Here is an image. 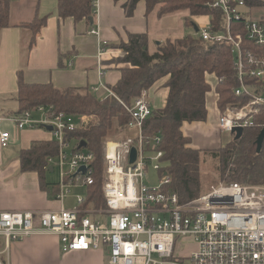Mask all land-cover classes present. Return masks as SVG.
I'll return each instance as SVG.
<instances>
[{
    "label": "built area",
    "instance_id": "obj_1",
    "mask_svg": "<svg viewBox=\"0 0 264 264\" xmlns=\"http://www.w3.org/2000/svg\"><path fill=\"white\" fill-rule=\"evenodd\" d=\"M93 4L96 10L98 0ZM211 7L224 12L223 30L213 32L209 23L198 27V35L204 41L232 45L233 70L240 82L236 95L250 99L241 108L227 107L221 114V132L232 133L253 126V118L264 109V20L243 13L245 0H214ZM242 19L245 37L234 33L232 25ZM246 38L257 51L244 47ZM247 78L260 79L263 84L251 87ZM100 88L115 96L102 83L91 90ZM146 95L144 92L131 106L123 104L131 114L129 134L104 147L103 207H94L89 192L95 183L94 154L76 148L67 138L84 118L56 114L44 107L36 109L44 116L42 121L34 120L31 111L14 117L0 115V122L11 120L20 130L52 127L59 149L48 160V168L58 173L55 201L62 204L56 210L0 212L3 253L35 236H53L59 239L64 254L97 251L105 255L104 264H264V186L221 183L195 199L181 201L171 190L172 179L163 163L165 152L158 149L161 138L144 133L153 114ZM9 144L10 133L0 132L1 147ZM133 149L137 156L131 162ZM151 164L162 176L155 187L145 184ZM73 189H82L84 194L74 195L75 205L67 208L64 203Z\"/></svg>",
    "mask_w": 264,
    "mask_h": 264
},
{
    "label": "trees",
    "instance_id": "obj_2",
    "mask_svg": "<svg viewBox=\"0 0 264 264\" xmlns=\"http://www.w3.org/2000/svg\"><path fill=\"white\" fill-rule=\"evenodd\" d=\"M14 0H0V33L8 27L10 6ZM116 2L119 0H115ZM94 0H59L58 14L61 18H73L80 21L95 15ZM140 2H145L147 13L159 8V16L179 11H189L190 17H209L211 31L223 30L225 21L221 9L211 7L214 0H126L123 8L128 17ZM246 9L261 7L264 0H245ZM247 14V13H245ZM187 26H194L190 18L185 19ZM245 19L232 23L234 33L245 37ZM43 22L31 24L37 31ZM245 48L257 51V47L243 40ZM148 36L135 34L129 36L126 45L131 52L118 61L129 64L121 69V79L111 90L115 96L100 99L88 89H58L51 84H27L20 76L17 99L20 114L36 111L39 107L56 114L64 113L84 122L67 134L76 148L82 142L86 150L92 152L95 160L92 164L95 183L90 189L96 203L94 207H103L101 188L104 180V147L110 136L122 141L126 138L127 126L131 114L124 105L131 106L134 100L149 91L156 83L168 78L165 86L169 90L166 106L153 109L147 120L144 133L151 138H161L159 150L165 152L163 163L170 174L171 190L177 193L181 201L186 202L202 194L201 163L214 151L194 149L191 140L185 136L182 127L185 123H206L209 112L207 98L210 93L217 97L221 114L227 107L241 108L250 100L248 96H237L240 88L237 73L233 70L235 55L228 42H208L198 34L189 35L175 41L167 40L158 46V52L151 55L148 48ZM210 78L214 83H210ZM259 80V81H258ZM251 87L263 84L260 79L247 78ZM51 113V112H50ZM254 125L246 127L237 137L222 146L215 155L220 160L218 173L220 181L226 184L264 186V144L258 151L257 139L264 128V109L253 118ZM56 141L33 142L27 150L20 153L22 173H36L40 188L55 199L59 194L58 183L46 182V175L51 172L48 160L58 154ZM53 173V171H52Z\"/></svg>",
    "mask_w": 264,
    "mask_h": 264
},
{
    "label": "crops",
    "instance_id": "obj_3",
    "mask_svg": "<svg viewBox=\"0 0 264 264\" xmlns=\"http://www.w3.org/2000/svg\"><path fill=\"white\" fill-rule=\"evenodd\" d=\"M125 2L98 0L94 16L76 21L59 16V0H14L10 6L8 27L0 33V115L14 117L20 114L17 99L20 76L27 84H51L63 90L78 88L92 91V88L100 87V83L111 90L121 79V69L130 67L118 61L131 52L122 46L128 43L130 35H147L149 52L153 55L161 43L191 35L187 32L189 26L185 19L194 21L193 35L198 34L200 25L210 23L209 17H190L189 11L160 17L159 8H156L148 14L145 2H140L134 15L128 17L123 8ZM262 9L245 8L242 11L252 18L253 10ZM36 21L43 22L37 31L31 27ZM198 21L200 23L196 25ZM101 53L104 55L100 56ZM167 79L146 92L152 109L166 106L169 93L165 86ZM100 92L108 95L102 88L98 92L92 91L100 99L108 97L98 96ZM216 101V95L210 93L206 123H185L182 127L194 149L205 150L220 144L217 140H220L222 132ZM32 116L36 121L44 118L41 113L34 112ZM38 128L20 130L11 120L0 122V132L10 133L9 146L3 148L0 145V212L56 210L62 205L40 188L36 173L21 172V151L29 149L33 142L53 140L51 131ZM194 132L198 134L195 142L191 136ZM2 247L0 244V253L4 251ZM89 254L97 257L101 264V254L97 251L64 254L57 237L35 236L12 245L5 257L1 256L0 262L81 264Z\"/></svg>",
    "mask_w": 264,
    "mask_h": 264
},
{
    "label": "rangeland",
    "instance_id": "obj_4",
    "mask_svg": "<svg viewBox=\"0 0 264 264\" xmlns=\"http://www.w3.org/2000/svg\"><path fill=\"white\" fill-rule=\"evenodd\" d=\"M260 9H262L261 7H258ZM264 11V9H262ZM263 11H260V10H253L252 11V18L255 19V20H260L262 17H264V12ZM184 13V11L182 12ZM194 22V21H193ZM200 23V21H198L197 23L195 22L196 25H198ZM187 32L191 33V35L193 36V34L195 33L194 31V26L191 25L189 26V28L187 29ZM210 81H213L214 82V79L213 78H210ZM212 83V82H211ZM108 96L106 93L104 92H100L98 93V96ZM97 97V96H96ZM100 98V97H98ZM40 113V112H37V111H33V113ZM78 119H82V118H78ZM38 129H41L43 131H47L46 129L44 128H41L39 127ZM52 134V133H50ZM127 134V133H126ZM197 133H193L191 136H192V140L195 142V140L197 139ZM220 140H217L220 142L219 145H216L217 147H208V149H205L206 151H218V149H220L222 146H226L233 138V133H221L220 134ZM53 137V135H51ZM116 138L111 135L110 136V141H113L115 140ZM215 139V137H214ZM213 139V140H214ZM211 153V154H207L205 155V157L202 155V163H201V168H200V172H201V180H202V188H203V191H202V194H205L207 192H209L213 187H216L218 185H220L221 183H224V182H221L220 181V177H219V173H218V166H219V162L220 160L217 158L218 156L215 155V153ZM154 164H151L149 166V169L147 170V176H146V179H145V184L149 187H155L159 184V181L160 179L162 178L161 174L159 172H157L155 169H154ZM46 182L48 183H58L59 182V176H58V173L55 172V173H52V172H49L47 175H46ZM77 194H84V191L82 189H73L71 191V196H69L66 200H65V204H66V207L67 208H71L72 206L75 205V198H74V195H77ZM200 195V196H201ZM38 198V196H37ZM3 249V247L1 248V250ZM101 254V264H104L105 262V255L101 252H98ZM6 253H3V254H0V258H3L5 257ZM3 255V257H1ZM85 260L83 262H81V264H100V261L97 257H93L91 256L90 254L85 256Z\"/></svg>",
    "mask_w": 264,
    "mask_h": 264
},
{
    "label": "water",
    "instance_id": "obj_5",
    "mask_svg": "<svg viewBox=\"0 0 264 264\" xmlns=\"http://www.w3.org/2000/svg\"><path fill=\"white\" fill-rule=\"evenodd\" d=\"M47 130L52 131V127H48ZM242 132H243L242 128H238V129H235L232 133L237 134V137H239L242 134ZM263 144H264V128L261 130V132L258 136V139H257L258 151H260L262 149ZM86 146H87V144L85 142H82L80 145V148H86ZM131 156H132L131 162H134L136 160V156H137L136 149L132 150ZM52 170H53V168L51 167L50 171L52 172ZM82 170L85 171V168H83Z\"/></svg>",
    "mask_w": 264,
    "mask_h": 264
},
{
    "label": "bare ground",
    "instance_id": "obj_6",
    "mask_svg": "<svg viewBox=\"0 0 264 264\" xmlns=\"http://www.w3.org/2000/svg\"><path fill=\"white\" fill-rule=\"evenodd\" d=\"M247 84H249L247 81H246Z\"/></svg>",
    "mask_w": 264,
    "mask_h": 264
}]
</instances>
